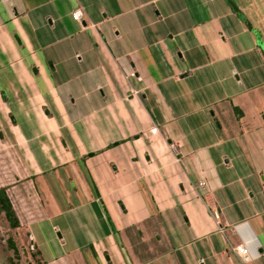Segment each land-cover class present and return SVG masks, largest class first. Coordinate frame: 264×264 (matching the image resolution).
<instances>
[{
    "label": "crops",
    "instance_id": "crops-1",
    "mask_svg": "<svg viewBox=\"0 0 264 264\" xmlns=\"http://www.w3.org/2000/svg\"><path fill=\"white\" fill-rule=\"evenodd\" d=\"M0 132L40 264H264L254 1L0 0Z\"/></svg>",
    "mask_w": 264,
    "mask_h": 264
},
{
    "label": "rangeland",
    "instance_id": "rangeland-1",
    "mask_svg": "<svg viewBox=\"0 0 264 264\" xmlns=\"http://www.w3.org/2000/svg\"><path fill=\"white\" fill-rule=\"evenodd\" d=\"M264 12V0H252ZM0 156V186L8 182V171ZM14 245H12V243ZM29 235L25 226L11 228L3 214H0V264H36V257L32 255Z\"/></svg>",
    "mask_w": 264,
    "mask_h": 264
},
{
    "label": "trees",
    "instance_id": "trees-1",
    "mask_svg": "<svg viewBox=\"0 0 264 264\" xmlns=\"http://www.w3.org/2000/svg\"><path fill=\"white\" fill-rule=\"evenodd\" d=\"M0 214H3L11 228H17L20 226V221L17 212L12 204L9 195L6 192L5 186H0ZM12 243V242H11ZM12 245H14L12 243ZM30 248L33 250V256L36 257L37 250L34 245L30 243ZM37 258V257H36ZM36 264H40L38 258L36 259Z\"/></svg>",
    "mask_w": 264,
    "mask_h": 264
},
{
    "label": "built area",
    "instance_id": "built-area-1",
    "mask_svg": "<svg viewBox=\"0 0 264 264\" xmlns=\"http://www.w3.org/2000/svg\"><path fill=\"white\" fill-rule=\"evenodd\" d=\"M81 15H82V11L80 8H77L72 12V18L75 20L80 19ZM157 130H158L157 127L154 126L150 129V133L155 134L157 132ZM212 214L215 218L218 217L217 211L214 210L212 212ZM232 250L236 254L240 264H246L251 260L249 249L244 243H238V244L234 245L232 247Z\"/></svg>",
    "mask_w": 264,
    "mask_h": 264
},
{
    "label": "water",
    "instance_id": "water-1",
    "mask_svg": "<svg viewBox=\"0 0 264 264\" xmlns=\"http://www.w3.org/2000/svg\"><path fill=\"white\" fill-rule=\"evenodd\" d=\"M2 135V133L0 132V136Z\"/></svg>",
    "mask_w": 264,
    "mask_h": 264
}]
</instances>
